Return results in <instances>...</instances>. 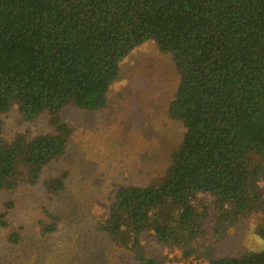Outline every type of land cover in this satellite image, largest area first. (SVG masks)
I'll list each match as a JSON object with an SVG mask.
<instances>
[{"label":"trees","instance_id":"obj_1","mask_svg":"<svg viewBox=\"0 0 264 264\" xmlns=\"http://www.w3.org/2000/svg\"><path fill=\"white\" fill-rule=\"evenodd\" d=\"M149 41L173 56L180 77L169 112L182 142L160 181L111 190L108 215L89 220L104 242L83 263L103 264L105 243L124 264L178 261L165 249L184 264H264V249L204 250L264 206L253 190L264 156V0H0V193L40 182L69 146L64 109H109L122 63ZM13 112L21 125L46 117L51 131L28 126L9 140ZM69 177L45 179L47 191L64 194ZM42 214L40 233L58 232L64 217Z\"/></svg>","mask_w":264,"mask_h":264},{"label":"rangeland","instance_id":"obj_2","mask_svg":"<svg viewBox=\"0 0 264 264\" xmlns=\"http://www.w3.org/2000/svg\"><path fill=\"white\" fill-rule=\"evenodd\" d=\"M173 60L149 41L122 63L109 91V109H64L62 117L73 128L66 154L44 169L38 184H22L0 193V264H84L92 244L104 242L93 234L89 220L94 214L108 215L111 190L141 179L156 183L165 176L166 165L183 137L180 122L169 112L180 81ZM28 126L34 134L51 131L46 117L21 125L18 113L13 112L6 118L5 135L13 140ZM260 159V178L253 190L264 198V156ZM65 170L70 172L67 184L71 189L62 195L47 191L44 180ZM45 209L64 217L59 231L51 236L40 233L39 219ZM262 229L264 206L204 250L215 249L218 256L260 251L264 249ZM102 251L106 255L103 264L125 263L120 250L103 243ZM164 254L178 258L173 264L186 262L179 250L165 249Z\"/></svg>","mask_w":264,"mask_h":264}]
</instances>
